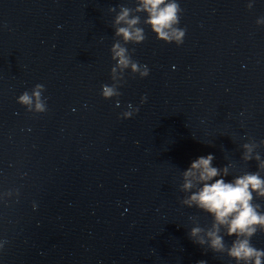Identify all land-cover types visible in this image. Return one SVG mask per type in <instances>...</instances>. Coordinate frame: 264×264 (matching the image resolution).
I'll list each match as a JSON object with an SVG mask.
<instances>
[{"label": "water", "instance_id": "water-1", "mask_svg": "<svg viewBox=\"0 0 264 264\" xmlns=\"http://www.w3.org/2000/svg\"><path fill=\"white\" fill-rule=\"evenodd\" d=\"M178 3L183 45L142 24L127 47L149 76L113 80L110 9L135 0H0V264H236L192 241L213 218L180 186L201 156L229 182L264 160V0ZM36 84L43 114L18 103ZM252 243L264 249V232Z\"/></svg>", "mask_w": 264, "mask_h": 264}, {"label": "clouds", "instance_id": "clouds-1", "mask_svg": "<svg viewBox=\"0 0 264 264\" xmlns=\"http://www.w3.org/2000/svg\"><path fill=\"white\" fill-rule=\"evenodd\" d=\"M135 3L134 8L121 5L118 12L115 7L110 9L116 13L112 25L116 38L111 48L112 60L115 61L111 68L113 80L118 75L124 78L129 69L134 76H149L147 66L133 60L135 49L129 51L127 47L129 44L145 42L147 37L142 24L150 27L156 37L166 44L181 46L185 40L186 29L179 27L183 10L178 0H135ZM248 7L253 5L249 4ZM145 14L146 18L142 21L141 17ZM257 23L264 24V19H259ZM45 91L43 84H36L31 92L25 91L18 97V103L29 112L43 114L47 112L46 98L43 96ZM101 94L105 100L116 98L119 106L121 92L115 84L102 85ZM141 102L146 103L147 96L142 97ZM128 109L122 113V119H131L139 112V108L131 104ZM260 143L264 144V141ZM255 147L258 145L254 143L243 145L245 161L253 159ZM214 159L211 154L201 156L182 172L180 191L187 195L181 203L189 208L195 207L213 218L209 228L199 224L192 227L190 238L195 244L215 254L227 255L236 264H264V249L252 243L258 232H264V208L256 203L257 199L264 200V176L261 175L264 172V160L256 153L258 171L245 172L229 182L221 178L229 175V168L214 167ZM225 236L234 237L231 245L225 242ZM3 246L0 244V249ZM198 264L207 262L201 260Z\"/></svg>", "mask_w": 264, "mask_h": 264}]
</instances>
